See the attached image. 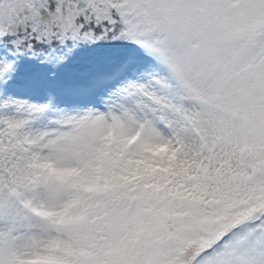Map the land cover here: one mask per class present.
<instances>
[{"label": "snow or ice", "instance_id": "obj_1", "mask_svg": "<svg viewBox=\"0 0 264 264\" xmlns=\"http://www.w3.org/2000/svg\"><path fill=\"white\" fill-rule=\"evenodd\" d=\"M0 264H264V0H0Z\"/></svg>", "mask_w": 264, "mask_h": 264}]
</instances>
